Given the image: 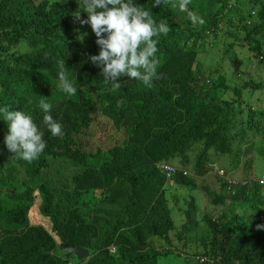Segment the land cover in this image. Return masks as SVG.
Instances as JSON below:
<instances>
[{
	"label": "trees",
	"instance_id": "16d2710c",
	"mask_svg": "<svg viewBox=\"0 0 264 264\" xmlns=\"http://www.w3.org/2000/svg\"><path fill=\"white\" fill-rule=\"evenodd\" d=\"M136 2L169 25L153 37L151 86L103 80L87 59L99 50L90 26L71 22L76 0H0V107L31 115L45 141L20 160L0 120V264H264V184L252 175L264 162V104L251 99L264 84L239 77V55L264 63V0H188L185 11L179 0ZM209 34L225 46L200 84ZM62 60L71 97L58 86ZM41 100L62 135L46 129ZM224 159L245 167L241 180L215 174ZM176 188L188 193L169 196ZM35 191L50 228L30 224ZM68 247L89 255L75 260Z\"/></svg>",
	"mask_w": 264,
	"mask_h": 264
},
{
	"label": "clouds",
	"instance_id": "9594fccd",
	"mask_svg": "<svg viewBox=\"0 0 264 264\" xmlns=\"http://www.w3.org/2000/svg\"><path fill=\"white\" fill-rule=\"evenodd\" d=\"M76 2L78 9L71 22L80 21L81 24L86 23L90 26L99 50L97 54L89 55L87 59L99 69L103 80L119 86L118 78L126 75L129 79L135 78V81L138 80L146 86H151L152 79L159 78L157 74L158 59L156 58L157 40L153 37L167 35L168 22L163 18L159 22L155 21L150 10L140 7L136 0H76ZM159 3L160 0H153L152 6L159 5ZM187 3L188 0H179V9L185 11ZM234 3L232 2V5ZM81 9L87 13L86 19H83L82 13L79 12ZM208 25L201 30V34L207 31ZM77 39L82 40V37H77ZM201 43L205 47V52L202 51L198 54V60L204 54L207 56L209 53H221L225 46L222 43L215 44L216 40L211 37V34L205 37ZM212 45L213 49H211ZM259 64L258 69H264V63ZM202 65L201 63V67ZM210 67L211 65L207 66V68ZM208 71H206V76H208ZM66 72L67 69L62 60L57 66L58 86L62 93L71 97L77 89L73 82L67 78ZM258 78L256 73V77L253 79ZM207 79L204 78L203 73L199 83L201 84ZM260 79L249 80L264 84L262 81L264 79ZM254 91H264V88ZM263 104L264 100L260 106ZM38 107L44 113L43 124L50 134L52 136L62 135L60 123L54 120L50 114L51 105L41 100ZM0 120H3L7 125L4 144L7 150L13 153V156L31 162L44 151L43 132L38 129L31 115L22 110H12L9 105H5L0 107ZM163 168L169 171L179 169L169 165H164ZM212 168L215 174L227 178L230 182H235L225 175L223 168ZM182 174H188V171L184 169ZM257 181L259 184H264V175H261ZM111 251L114 252L113 247ZM204 259V257H199L200 261Z\"/></svg>",
	"mask_w": 264,
	"mask_h": 264
},
{
	"label": "rangeland",
	"instance_id": "374dc122",
	"mask_svg": "<svg viewBox=\"0 0 264 264\" xmlns=\"http://www.w3.org/2000/svg\"><path fill=\"white\" fill-rule=\"evenodd\" d=\"M239 50V48H237ZM236 53V55H238L239 51L235 50L234 51ZM249 51H247L245 53V55H239V58L242 60V71L241 74L239 75L240 78H243L244 80H261L260 78L264 79V69H258V65H260L258 63L257 60H255L252 55H247ZM221 53L218 54H211L209 53L207 56L204 54L203 56L200 57V62L203 64L202 65V69L204 70V78H207L206 76V71L212 69V67L209 69L207 68V66L211 65L214 66L215 64H218L219 61L221 60ZM224 67L227 68L226 64L224 63ZM227 69H223V71H226ZM252 70H255V72L258 74V79H253L256 77V73L252 72ZM232 81V79H231ZM264 81V80H262ZM257 95H260V99L255 102V97H257ZM252 99V103H253V107L257 108L258 106H260L264 100V91H257L256 93L253 94V96L251 97ZM93 124H98L97 121H94ZM251 155H248V157H250ZM230 159V157H229ZM229 159H224L223 161L217 162V165H219L218 167H221L224 169L225 171V175L227 177H230L231 179L235 180V181H239L242 179L243 177V173H244V169L245 167L243 165L237 166L235 164H233V162H229ZM241 160H243V158H241ZM241 164V162H240ZM246 171V170H245ZM252 175H254L256 178L260 177V175H264V162L263 163H259L257 166H254L253 168V172ZM184 193H188L187 191L184 192L183 190L176 188V190H170L168 191L169 196L170 195H174V196H178V197H182V195ZM190 193V192H189ZM195 193V192H192ZM167 194V195H168ZM40 203V198L39 195L37 194V192H34V199H33V204L29 210L28 216H29V220H30V224L33 225H43L46 228H50V223L47 217L42 216L39 211H38V205ZM178 213L174 212V219H176L178 217ZM259 222L264 223V215H261L259 217ZM154 243V246L157 245L158 247L161 245L164 248H166L167 244L164 243L165 241L163 239H159V238H154L152 239ZM172 240L177 244V248L180 250L181 249V244L177 241L176 238H172ZM182 241H185L184 239ZM188 242V241H186ZM189 243H193L191 241H189ZM155 247V248H158ZM195 247L194 244L189 245L188 246V250H192ZM168 258H172L171 255H169ZM75 260H78V258H76ZM174 260L171 262L173 263ZM171 263H167V260L164 262V264H171Z\"/></svg>",
	"mask_w": 264,
	"mask_h": 264
},
{
	"label": "water",
	"instance_id": "95a60500",
	"mask_svg": "<svg viewBox=\"0 0 264 264\" xmlns=\"http://www.w3.org/2000/svg\"><path fill=\"white\" fill-rule=\"evenodd\" d=\"M74 254L77 258H84L89 255V251L83 247H68L66 248V254Z\"/></svg>",
	"mask_w": 264,
	"mask_h": 264
}]
</instances>
